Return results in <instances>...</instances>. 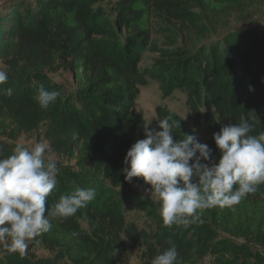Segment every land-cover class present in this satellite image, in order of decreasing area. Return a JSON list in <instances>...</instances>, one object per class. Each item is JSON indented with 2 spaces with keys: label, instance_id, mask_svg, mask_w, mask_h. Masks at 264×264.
<instances>
[{
  "label": "trees",
  "instance_id": "trees-1",
  "mask_svg": "<svg viewBox=\"0 0 264 264\" xmlns=\"http://www.w3.org/2000/svg\"><path fill=\"white\" fill-rule=\"evenodd\" d=\"M259 5L264 0H5L0 61L8 79L0 85V104L23 118L43 114L50 121L51 150L75 160L57 165L48 206L78 187L94 188L96 196L74 216L53 220L51 230L40 235L43 244L58 249L56 256L39 257L31 246L23 256L4 248L0 264H121L112 251L126 242L144 249L142 256L151 264L169 241L177 247V264L206 256L210 262L211 253L216 263L264 264V184L237 205L211 207L194 224L168 227L159 203L132 190L121 171L128 149L145 138L148 122L135 106L141 87L151 81L164 99L176 91L186 95L190 119L207 136L217 160L213 133L223 125L239 123L243 116L252 125L251 135L264 132V33L237 29L206 41L215 23L233 15L245 19ZM163 31L172 35L161 46L154 35ZM185 32L192 44L179 42ZM148 51L158 57L143 66ZM55 70L66 73L67 83L49 76ZM41 86L59 94L47 108L37 100ZM155 110L150 127L161 130L158 121L170 116L181 125L173 129L174 139L195 134L202 143L194 126L169 106ZM2 128L0 121V133ZM8 156L0 144V158ZM133 180L150 188L142 178ZM128 202L148 211L152 232L127 219ZM219 232L254 241L256 249L231 241L224 257L226 250L214 247Z\"/></svg>",
  "mask_w": 264,
  "mask_h": 264
},
{
  "label": "clouds",
  "instance_id": "clouds-1",
  "mask_svg": "<svg viewBox=\"0 0 264 264\" xmlns=\"http://www.w3.org/2000/svg\"><path fill=\"white\" fill-rule=\"evenodd\" d=\"M7 79L0 70V85ZM58 95L41 86L37 100L47 108ZM158 128L143 127L145 138L128 149L121 171L126 182L142 178L150 185L145 193L159 203L165 226L194 224L203 210L237 205L264 184V132L251 135L252 125L245 117L213 133L218 160L195 134L174 139L173 129L181 125L170 116L159 120ZM49 151L45 142L31 148L18 143L10 156L0 158V242L10 253L25 255L36 237L51 230L53 220L72 217L95 199L94 188L78 187L47 205L58 171ZM169 245L151 264H177V247L170 241Z\"/></svg>",
  "mask_w": 264,
  "mask_h": 264
},
{
  "label": "rangeland",
  "instance_id": "rangeland-1",
  "mask_svg": "<svg viewBox=\"0 0 264 264\" xmlns=\"http://www.w3.org/2000/svg\"><path fill=\"white\" fill-rule=\"evenodd\" d=\"M32 2L34 0H26ZM5 2V1H4ZM158 25H156L157 27ZM259 29V31L264 33V5L256 6L252 9V15H248L245 19H240L237 16H231L220 24L215 23L212 34L208 40H216L221 37L225 32L230 30L237 29ZM168 31H163V33H155L154 40L161 46L166 45L169 41ZM188 33L185 32V37L180 38L179 42L183 44H192L191 39L188 37ZM174 37V36H173ZM158 57L157 53L152 51H148L144 59L142 61V65H150L154 59ZM0 68L2 71H5V67L2 65L0 61ZM49 76L61 83H67V75L63 72V70H55L50 73ZM160 104H165L169 106L173 111L180 114L183 118H185L189 125L194 126L195 130L199 134L202 143L207 144V136L203 133V131L194 125V122L190 119V110L186 103V95L182 92L176 91L173 96L164 99L162 97V93L160 91L159 85L157 82L151 81L149 85L141 87L140 95L138 96L135 109L136 111L142 113L146 118L148 124L153 125L154 119L156 117V106ZM0 121L3 123L4 132L0 133V144L4 151H6L7 155H11L15 146L18 143H22L27 147H33L36 143L45 142L49 145L48 139V130L50 129V121L43 115H37L32 117L17 116L15 111L10 109L7 105L0 104ZM13 125L8 127L7 125ZM10 128L15 130V134H10ZM48 155L56 160L57 165L61 166H69L73 165L75 160H70L67 158L59 157L55 154L51 148L48 152ZM130 188L136 192H139L146 198H149L153 201L157 200L155 198H150L148 194L145 193L146 187L140 185L137 181L132 180L130 183ZM126 208V216L127 219L131 222H134L139 228L147 229L152 232L155 229L154 220L148 215L147 210H142L138 205L128 202L125 205ZM81 225L84 229L90 232L88 224L81 221ZM231 241H234L235 244H242L247 242L250 246L255 248L254 241H246L243 238H232L226 235L223 232H219V237L217 242H215L214 247L222 248L226 251L224 257H228L231 247ZM225 243L229 246H225ZM32 247L31 251L35 253L39 257H54L58 254V249L55 247H49L43 244L40 236L36 237L35 240L30 243ZM214 247L211 251H213ZM5 248V243L0 242V251ZM144 249L136 250L131 248L130 243L126 242V246L124 248H114L112 251L113 257L117 258L121 264H146L145 259L143 258ZM212 261L200 260L195 261L193 264H223L221 262L216 263V260L213 262L214 254H209ZM208 255V256H209ZM252 261L250 260V264Z\"/></svg>",
  "mask_w": 264,
  "mask_h": 264
},
{
  "label": "built area",
  "instance_id": "built-area-1",
  "mask_svg": "<svg viewBox=\"0 0 264 264\" xmlns=\"http://www.w3.org/2000/svg\"><path fill=\"white\" fill-rule=\"evenodd\" d=\"M4 1L5 0H0V10L2 9L3 5H4Z\"/></svg>",
  "mask_w": 264,
  "mask_h": 264
}]
</instances>
